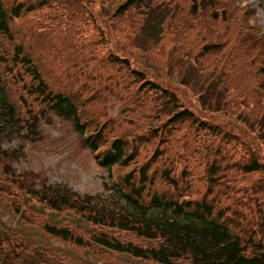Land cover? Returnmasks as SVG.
I'll return each mask as SVG.
<instances>
[{
	"label": "rangeland",
	"instance_id": "obj_1",
	"mask_svg": "<svg viewBox=\"0 0 264 264\" xmlns=\"http://www.w3.org/2000/svg\"><path fill=\"white\" fill-rule=\"evenodd\" d=\"M2 1L9 8L34 6L14 21V41L0 34V74L25 128L22 137L0 141V233L10 240H0L5 248L13 243L62 264H158L108 251L92 237L107 234L143 246L148 241L95 225L89 212L54 209L43 200L63 187L88 203L108 204L112 179L97 157L106 156L116 138L126 142V156L137 158L115 168L114 181L123 186L127 174L152 166L156 185L147 184L145 201L154 192L183 194L161 178L163 170L182 181L187 196L201 199L210 186L208 164L218 159L219 206L239 210L248 237L263 238L258 210L264 193L257 192L264 173L248 175L243 166L256 158L264 165V0H151L155 11L134 6L123 16L120 8L129 0ZM19 46L49 92L77 105L88 122L86 136L36 93L40 82L17 61ZM153 85L169 88L222 135L189 123L172 125L158 109L161 92ZM97 132L104 135L98 156L86 145ZM47 226L69 228L87 244L54 237Z\"/></svg>",
	"mask_w": 264,
	"mask_h": 264
},
{
	"label": "trees",
	"instance_id": "obj_2",
	"mask_svg": "<svg viewBox=\"0 0 264 264\" xmlns=\"http://www.w3.org/2000/svg\"><path fill=\"white\" fill-rule=\"evenodd\" d=\"M39 1L45 5L51 0ZM134 6H148L151 11H155L151 0H129L125 6L120 8L119 15H125ZM33 10L34 6H27L25 3H19L17 6L9 8L0 0V34L14 41L16 38L13 28L14 21L21 19ZM16 59L32 70L35 79L40 82L36 93L44 97L50 109L56 115L72 120L77 131L83 135L85 129L72 100L65 95L49 92L41 72L33 66L29 57L25 56L22 46L16 49ZM5 80L6 78L0 74V141L5 139L12 141L17 137H22L25 128L20 119L17 105L11 101ZM152 88L161 92L158 97V109L161 111L160 113L169 114V121L172 125L189 123L196 126L199 131H207L216 136L222 135L221 129L213 126L207 118H202L186 107L169 88L158 85H153ZM167 106H173L170 113ZM102 140L103 134L98 133L96 141H86V145L96 151L98 143ZM126 155L125 141L116 140L113 143L112 152L102 161L109 178L112 179L109 188L111 197L107 199L108 204L105 201H101L100 204L88 203L63 187L57 191L46 192L43 200L54 209L67 207L82 213L89 212L95 225H107L124 232H130L149 242L147 246H143L133 242H122L116 238H110L107 234L92 237L95 244L108 251L159 264H177L179 262L189 264H264V236L259 241H255L254 236L248 237L249 231L244 218H238L240 211L233 212V207L229 204L224 209L219 206L222 202L218 200L216 192L220 181L218 171L221 169V162L218 159L208 164L207 182L210 186L201 199L184 200L183 197L187 194L184 193L186 192L184 187H180L182 181L171 177L169 171L163 170L161 178L178 190V193L183 194L177 198H169L165 195L161 196L159 192H154L150 200L145 201L147 184L152 189L156 185V176L151 177V164L142 167L140 171L134 170L125 176L123 186L126 191L113 181L115 167L127 168L137 158V155L131 157ZM160 156L161 154H157L154 161L159 160ZM243 170L245 174L264 173V165L256 158L244 164ZM157 172L161 171L157 170ZM262 193H264V184L257 192V194ZM259 202L261 203L258 212L264 221V212L262 211L264 201L262 202L261 199ZM230 212H233V216L229 215ZM46 231L54 237L75 242L78 246L87 244L83 238L76 237L69 228L47 226ZM0 240L10 242L8 235L4 233H0ZM25 249V247L16 246L13 243L10 247L5 248L4 244L0 242V264H62L56 256L46 258V253L37 251L27 254Z\"/></svg>",
	"mask_w": 264,
	"mask_h": 264
}]
</instances>
